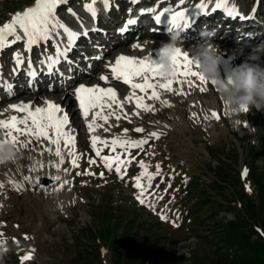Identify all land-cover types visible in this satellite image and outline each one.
<instances>
[{"label": "rangeland", "instance_id": "374dc122", "mask_svg": "<svg viewBox=\"0 0 264 264\" xmlns=\"http://www.w3.org/2000/svg\"><path fill=\"white\" fill-rule=\"evenodd\" d=\"M114 1L109 0L111 4H108L112 9L111 19L122 17L129 6L127 2ZM98 2L102 0H96L95 4ZM200 2L184 0L188 4L185 8L194 9ZM203 2L213 9L216 0ZM85 3L92 0H67L62 8L58 6L57 18L72 31L80 29L92 18L83 7ZM157 4L158 1L153 2L152 6ZM167 4L166 7L172 8L171 3ZM32 5L34 0H0V26L14 13ZM227 6H234L240 15L253 16L255 22L251 17V23L258 25L256 37L245 51L240 50L238 62L232 61L237 55L229 50L235 48L232 44L214 40L226 53L219 62L221 78L230 76L253 48L264 49V0H228ZM212 9L214 19L231 28L233 33L242 25L224 9L214 12ZM103 23L112 22L104 20ZM21 41L10 45L9 51L4 53L6 76L12 74L10 66H16L15 54L26 63L29 61L24 43L19 44ZM16 45L21 49L13 48ZM45 48L43 44L38 46L33 62L43 59L41 54L46 53ZM152 49L150 58L159 53H154L158 47ZM258 54L259 63L264 67V51ZM124 55L143 58L148 53ZM102 74L98 69L94 72L96 77ZM187 80L195 87L174 83L171 92L157 88L159 100L147 98L151 90L147 93L135 90L137 96L144 97L143 103L149 106V111L137 109L134 102L124 103V97L133 91L130 86L125 89L118 84L93 85L121 92L117 93V99L123 103V109L115 105L103 109L102 115L108 116V120L97 117L91 133L87 123L91 122L92 114L87 120L80 114L78 120L84 124L82 127L72 124L70 119L66 130L70 129L76 137L74 151L79 157V167H72L67 154L71 149L65 148L63 142L60 147L64 163L57 169L54 165L60 158L54 154L55 146L34 138L28 143L29 137H19L26 147H20L18 161L5 164L2 169L0 165V184L3 185L0 188V233L3 234L0 236L3 241L0 264H259L258 254L249 246L251 243L262 245L260 256L264 258V235H261L264 232V111L252 109L245 116H239L240 124L234 126L224 116L214 86L201 85L193 77ZM134 82L142 81L137 78ZM200 87H204L205 92L201 93ZM54 92L36 96H45L65 111V105L57 102L59 96L50 95ZM179 92L184 95H178ZM76 102L72 96L74 109ZM21 103L25 102L16 104ZM9 105L6 110L10 109ZM39 106L45 105L39 101ZM212 111L221 118L214 119ZM1 114L0 119H5ZM137 127L144 131L135 132ZM153 132L159 133V138H150ZM92 135L108 141L123 138L148 139L149 142L140 149L130 150L135 158L125 166L126 172L121 178L114 170L105 169L92 151ZM47 148L53 151L49 153ZM116 151L123 156V149ZM110 154L113 153L109 148L101 153ZM89 159L96 163L90 165ZM139 161H144L152 174L156 172L155 166L161 165L152 188H147L146 178L140 181L146 191L144 204L136 198L139 190L135 188L134 178L141 172ZM14 168L18 170L17 176H14ZM245 169L247 175H242ZM85 170L95 175H85ZM44 171L60 176L61 181L46 179ZM100 173H104L103 178ZM25 176L29 180H25ZM36 178H41L40 183L35 182ZM64 180L68 183L61 187ZM14 185H18L19 190ZM162 216L166 219H161ZM235 238L240 240L231 241ZM29 253L32 259L22 262L21 257Z\"/></svg>", "mask_w": 264, "mask_h": 264}, {"label": "snow or ice", "instance_id": "6c2138e0", "mask_svg": "<svg viewBox=\"0 0 264 264\" xmlns=\"http://www.w3.org/2000/svg\"><path fill=\"white\" fill-rule=\"evenodd\" d=\"M67 0H34V5L25 8L23 11L16 12L12 15L11 19L5 22L0 26V50L5 49L10 45H14L17 42L24 40V47L26 50H31L32 46L39 44L40 42L53 41V46L55 48V56L45 55L43 59L40 60L42 65L46 66V69L49 74L53 72L55 67L61 63L62 60L67 62L68 53L72 50L74 44L76 43L78 37L81 35H89L88 30H84L82 33L77 31H72L64 23H62L57 18V8L60 5H63ZM138 0H132V3H137ZM96 3V0H92V3H85L83 5L86 12L91 13L93 20L96 19L97 10L93 6ZM102 3L107 10L109 0H102ZM184 0H180L182 5ZM228 0H216L215 6L212 9L214 12L216 9H224V12L229 17H236L239 14L236 11L234 6L228 7ZM196 9H199L201 12L207 7V5L201 0L200 3L196 4ZM186 8H183L179 11H173L171 7H165L162 11L154 16L155 24H159L161 17L164 14H167L168 24L171 29L184 30L191 26L192 20H190L187 15ZM72 15L75 13L71 9L68 10ZM145 10H141V14ZM150 12H155V9H149ZM240 19H247L242 15H239ZM137 23L136 19H128L124 26L120 28L122 33L128 31V26L135 25ZM58 29L63 30V34L67 37L66 45L62 46V41L60 40V32ZM94 30V29H93ZM22 34V35H21ZM133 48H140L138 43L132 45ZM151 53L144 56L143 58H136L128 55H119L113 64L108 65L110 68L112 78L115 80H122L124 84L129 85L133 90L129 95L124 97V103L134 102L137 109H143L144 111H149L150 108L148 105L143 103L144 97L137 96L135 90H139L140 93H147L148 90H151V94L147 97L149 100H159V93L156 91L157 88L172 91V85L174 83L183 84L187 83L189 87H195V85L187 80L188 77L196 78L201 85L208 84L213 86L215 81L209 82V80L200 72L194 71L193 68L199 66V61L196 58L191 57L186 51H181L180 49L175 50V54L172 57V72L173 78L168 79L162 83L156 84L153 83L154 80L159 78V62L150 59ZM14 60L16 67L13 69V72L16 73L20 70V66L24 63V60L17 53L14 55ZM97 60L100 59L99 56L95 57ZM28 70L26 75L29 77V85L32 83V79L37 76V71L33 68L32 61H28ZM177 77H183L184 80H178ZM139 78L142 82H134ZM102 81H107L109 77L105 75H100L99 77ZM5 88L8 90L7 94H11L13 86L11 84H5ZM199 91L201 93L205 92L204 87H200ZM178 95H184L183 92L177 93ZM75 99L79 103L80 114L88 119L89 114L92 113L91 122L87 123V129L91 133L95 128V121L97 117H100L105 122L108 120V116L102 115V110L105 108L111 109L115 105L116 107L123 109V103L117 99L116 91L111 88H101L99 86H85L83 83L74 89ZM167 106H171L167 101H163ZM43 107L37 106L34 109L31 108L30 103H21L11 104L9 107L13 110L24 113L23 118H17L16 116L11 117L9 120H0V130L6 129V131H0V143H12L19 145L20 147H26V144L21 143L19 137L26 136L29 137L28 143H31V138L35 140H44L48 144L55 146V155L60 158L59 163L54 165L57 169L64 163V156L61 152V142H63L65 148L71 149L68 151V156L71 157L72 167H79L78 159L79 157L75 153V143L76 137L71 134V130L67 129L66 126L69 125L70 117L64 111V109L51 101L45 100ZM100 110V111H96ZM113 113H110V115ZM137 115L139 113H136ZM195 116V114H193ZM211 116L214 119H220V115L216 111H212ZM116 119L119 120L120 116H116ZM23 126V127H21ZM246 126V125H245ZM127 132V129L124 130ZM143 128L137 127L135 132H143ZM15 133V135H14ZM155 137L159 138V133L153 132L150 134V138ZM148 139L140 140H129L123 138H113L112 140H102L99 137L92 135L90 137V144L92 151L95 152V155L100 159L105 169L110 171L114 170L116 174H122L126 172V165L132 163L135 158L131 149H140L144 145L148 144ZM102 145V147H98ZM104 148H109L110 152L113 154L110 155H101ZM123 149V156L120 153H117V149ZM46 151L51 153L52 148H47ZM88 163L95 164L96 161L89 159ZM155 174L149 173L147 171V166L144 161H139V168L141 172L135 179V188L138 189L137 200L144 204V196L146 194L145 186L141 184V179H147V188L150 189L153 187L152 181L156 175L160 174L161 165L157 164ZM35 171V169H32ZM78 175L80 173H77ZM85 175H95V173L84 171ZM103 178L104 173L99 174ZM242 175H247V169H245ZM25 180H29L28 176L24 177ZM54 181L60 182L61 177L55 176L51 178ZM41 178H36V183H40ZM68 183L67 180L62 181L61 187ZM3 185L0 184V188ZM14 187L19 190L18 185ZM247 187V186H246ZM161 219H166V217H161ZM264 235V232L261 233ZM0 236H3L0 233ZM29 237L25 236V239ZM3 243V241H0ZM33 252L35 249L32 250ZM32 259L31 253L25 254L21 257L23 261H29Z\"/></svg>", "mask_w": 264, "mask_h": 264}, {"label": "bare ground", "instance_id": "6f19581e", "mask_svg": "<svg viewBox=\"0 0 264 264\" xmlns=\"http://www.w3.org/2000/svg\"><path fill=\"white\" fill-rule=\"evenodd\" d=\"M114 1V0H113ZM117 1V0H115ZM138 0L137 3H132L130 7L125 9V12H128V19H136L137 23L135 25L128 26V31L126 33H122L120 28L114 27L113 33L111 28L106 26L108 23L104 24L103 21L107 20L109 22V15L111 13V8L105 7L102 2H98L95 4L97 10L96 19L93 18L87 19L86 23L80 29H75L74 31L82 33L84 30L89 31V35L78 37L76 43L74 44L72 50L68 53L67 62L62 60L59 65L55 67L51 74L48 73L46 66L42 65L39 61L33 62L34 54L38 51V46L41 44H37L32 46L31 50H26L28 52L26 55L29 60L32 61L33 68L37 71V76L32 79L31 85H29V77L26 75L28 70V62L24 60V63L20 66V70L16 73L13 72V69L16 67L15 65H11L12 74H8L6 76L3 71L6 69V61L4 53L9 51V46L5 48L3 52L0 50V112H2L1 117L9 118L10 116H16L17 118H23L24 113L8 109L6 110L7 104H16L18 102L30 103L31 108H35L39 106V101L44 104L46 100L45 96H36L43 94V92H52V90L58 89L57 93H50V95H58L59 98L57 100L58 103L65 105V112L69 115L72 124H79L81 127L84 125L83 123H79L80 112H78V106L75 104V109L71 104V98L74 96L75 87L79 86V84L83 83L85 86H93L96 84L102 85L106 87L107 85L118 84L121 87L128 88V85L123 82H118L117 80L112 78L111 71L108 65L113 64L115 59L119 55L124 54H133L137 56H143L147 54L148 48L158 47L161 41H168L169 33L171 30L170 25L168 24L169 17H165L164 15L161 17L160 23L155 24L154 16L158 14V7H152V3L156 2V0ZM172 4L179 8L183 9L188 6V4L183 3L180 4V0H170ZM128 2V1H127ZM102 3V4H101ZM160 5L163 6V3ZM59 7L62 8L60 5ZM128 9V10H127ZM145 10L143 14H141V10ZM149 9H155V12L148 11ZM212 9V8H211ZM210 5L207 4V7L201 12L199 9H189L187 10V15L190 20H192L191 26L182 30V43L185 48H188L194 44H196L200 40V31L206 26L208 30H215V37L213 40H221L226 43L232 44L235 48L229 49L233 50L237 53L236 57L232 59L234 62H238L240 53L242 50H246L247 46L251 43V40H254L256 37L257 25L255 22V18L253 16L249 17L247 14H243L242 16L247 17V19H240L238 16L234 17V20L238 19L235 22H239V28L232 32L231 28L224 27L221 23L214 19V16L211 15ZM127 19V20H128ZM161 23H165V27L162 26ZM94 29V30H93ZM60 32V40L63 42V45L67 43V37ZM255 34V36H254ZM138 36V38H134ZM138 43L141 48H133L132 45ZM145 41H155V44L148 43L145 44ZM24 40L19 44H23ZM47 46L46 53H42V57L45 55L55 56V48L53 46V41L45 42ZM22 46V45H21ZM24 47V45H23ZM16 50L21 49L19 45L14 46ZM223 53V57H225L226 53L223 49H221ZM241 50V51H240ZM159 52L155 50L154 53ZM243 52V51H242ZM244 54V53H243ZM99 56L100 59L97 60L95 57ZM244 56V55H243ZM159 53L150 59L158 62ZM100 70L103 74L109 79L107 81H102L99 77L94 75L96 70ZM5 84H11L13 86L11 94H7L8 90L5 88ZM117 93H121L117 91ZM32 98H31V97ZM34 97V98H33ZM8 107V106H7ZM5 109V110H4ZM77 110V111H76ZM97 111V110H96ZM92 114V113H90ZM2 119V118H1ZM0 119V120H1ZM23 127V126H21ZM0 131H6L0 130ZM43 141V140H40ZM5 165L1 166V169L4 168ZM26 170V169H25ZM29 170V169H28ZM32 172V170H29ZM14 176H17L18 170L14 168L13 170ZM43 176L47 179H51L53 176L49 171H44Z\"/></svg>", "mask_w": 264, "mask_h": 264}, {"label": "clouds", "instance_id": "9594fccd", "mask_svg": "<svg viewBox=\"0 0 264 264\" xmlns=\"http://www.w3.org/2000/svg\"><path fill=\"white\" fill-rule=\"evenodd\" d=\"M200 40L185 48L182 43L180 30H171L168 41L159 43V71L158 76L161 81L173 78L172 57L176 49L186 51L191 57L198 59L199 66L195 71L202 73L209 82L215 81L214 89L220 101L224 116L231 124L239 125V116H245L252 109L264 111V67L259 63V46L247 54L246 59L227 78H221L219 74V62L223 53L219 46L214 43L215 30H208L205 26L200 31ZM155 44V41H145ZM152 48L147 49V53L152 52ZM20 148L18 145L0 143V165L16 163L19 159ZM0 251L3 246L0 245Z\"/></svg>", "mask_w": 264, "mask_h": 264}, {"label": "trees", "instance_id": "16d2710c", "mask_svg": "<svg viewBox=\"0 0 264 264\" xmlns=\"http://www.w3.org/2000/svg\"><path fill=\"white\" fill-rule=\"evenodd\" d=\"M250 206H253L252 204H249ZM261 205V204H260ZM248 206V205H247ZM259 206V205H258ZM258 209H259V207H257ZM254 209H256V208H254ZM257 211V209L255 210V212ZM254 212V213H255ZM225 240V239H224ZM238 240H240V238H238V239H233V240H231V241H238ZM229 241V240H228ZM249 248L251 249V250H253V251H255L256 252V254H258V259L256 260L259 264H262V263H264V258H262L260 255V253H261V250H262V245H254V243H251L250 244V246H249Z\"/></svg>", "mask_w": 264, "mask_h": 264}, {"label": "water", "instance_id": "95a60500", "mask_svg": "<svg viewBox=\"0 0 264 264\" xmlns=\"http://www.w3.org/2000/svg\"><path fill=\"white\" fill-rule=\"evenodd\" d=\"M43 182H44V184H48V181H46V180H43Z\"/></svg>", "mask_w": 264, "mask_h": 264}]
</instances>
